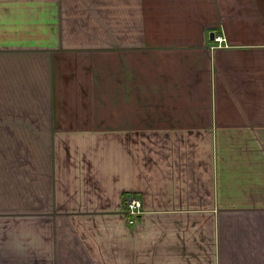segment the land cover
Instances as JSON below:
<instances>
[{"label": "crops", "instance_id": "crops-1", "mask_svg": "<svg viewBox=\"0 0 264 264\" xmlns=\"http://www.w3.org/2000/svg\"><path fill=\"white\" fill-rule=\"evenodd\" d=\"M0 264H264V0H0Z\"/></svg>", "mask_w": 264, "mask_h": 264}, {"label": "built area", "instance_id": "built-area-1", "mask_svg": "<svg viewBox=\"0 0 264 264\" xmlns=\"http://www.w3.org/2000/svg\"><path fill=\"white\" fill-rule=\"evenodd\" d=\"M220 38H215V40ZM126 213L129 215V223H134L137 217L142 213L141 205L138 198L135 197H128L127 204H126Z\"/></svg>", "mask_w": 264, "mask_h": 264}, {"label": "water", "instance_id": "water-1", "mask_svg": "<svg viewBox=\"0 0 264 264\" xmlns=\"http://www.w3.org/2000/svg\"><path fill=\"white\" fill-rule=\"evenodd\" d=\"M210 37H211V39H213L214 38V34L210 33Z\"/></svg>", "mask_w": 264, "mask_h": 264}]
</instances>
